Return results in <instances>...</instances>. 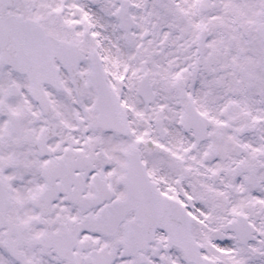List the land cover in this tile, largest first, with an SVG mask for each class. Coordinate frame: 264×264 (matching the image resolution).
Segmentation results:
<instances>
[{
    "label": "snow or ice",
    "instance_id": "snow-or-ice-1",
    "mask_svg": "<svg viewBox=\"0 0 264 264\" xmlns=\"http://www.w3.org/2000/svg\"><path fill=\"white\" fill-rule=\"evenodd\" d=\"M0 264H264V0H0Z\"/></svg>",
    "mask_w": 264,
    "mask_h": 264
}]
</instances>
